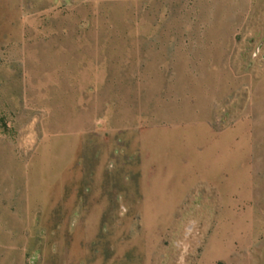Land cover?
Listing matches in <instances>:
<instances>
[{
	"label": "rangeland",
	"instance_id": "rangeland-1",
	"mask_svg": "<svg viewBox=\"0 0 264 264\" xmlns=\"http://www.w3.org/2000/svg\"><path fill=\"white\" fill-rule=\"evenodd\" d=\"M0 264H264V0H0Z\"/></svg>",
	"mask_w": 264,
	"mask_h": 264
}]
</instances>
